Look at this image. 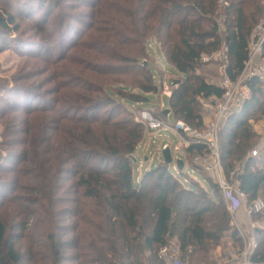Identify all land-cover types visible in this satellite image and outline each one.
Listing matches in <instances>:
<instances>
[{
	"label": "trees",
	"instance_id": "trees-1",
	"mask_svg": "<svg viewBox=\"0 0 264 264\" xmlns=\"http://www.w3.org/2000/svg\"><path fill=\"white\" fill-rule=\"evenodd\" d=\"M76 1L32 5L26 17L37 26L39 50L19 45L16 9L0 8V52L22 48L29 58L53 63L51 16L65 6L88 7L79 13L88 20L61 16L62 29L74 30L62 39L74 53L57 54L68 67L0 77V90L14 98L0 94V264H167L159 252L173 240L189 264H218L211 249L225 237L241 245L218 182L207 176L213 193L189 188L164 162L135 180L134 154L146 134L138 117L158 94L148 45L155 40L182 77L170 93L174 120L204 130L197 97L220 99L224 89L198 72L208 63L203 57L226 45V73L237 80L251 35L264 22V0ZM220 10L224 29L215 19ZM38 77L35 86L24 83ZM247 86L249 97L227 115L219 135L223 170L240 180L250 204L264 200V167L251 156L260 138L251 121L264 116V80L254 75ZM185 152L192 163L207 150L195 143ZM255 236L251 260L264 264V225Z\"/></svg>",
	"mask_w": 264,
	"mask_h": 264
},
{
	"label": "rangeland",
	"instance_id": "rangeland-1",
	"mask_svg": "<svg viewBox=\"0 0 264 264\" xmlns=\"http://www.w3.org/2000/svg\"><path fill=\"white\" fill-rule=\"evenodd\" d=\"M41 2H42V0H0V8L1 7H7L9 9H14V8L16 9V11L18 13L17 14L18 19H19L21 26H22V29H23V31L20 34L22 36L21 37L22 41H21V43L19 41V43H20L19 45L23 44L24 48L27 46L33 47L35 45H38L37 48L39 50V46H41L38 43L41 40V38H40V36H38V34L36 32V28H35V27H37L36 24L34 25V22H32V20L30 18L26 17V15H28L27 13H29L30 9L31 8L33 9L32 5L37 8L38 4ZM77 4H78V2L76 0H68V2H67V5H77ZM87 9H88L87 6H79V7L65 6L64 8H61V9L57 8L55 10L54 14L51 16L52 17V20L50 21L51 23L48 24V30L49 31L52 30L54 33V37L56 38V42L52 46L55 53L58 54L59 52H62V50H64L63 48H67V49H65V52L67 51V54H68L67 57H69L72 53H74V48H70V46H67V44L65 45V43H64V45H62V39L66 38V36H69V34L73 33L74 30H72L70 32L71 27L69 26V31H68V24H67V29L65 31L62 29L63 23L61 20V16L63 14H66L67 18H69L68 14H70V18L72 21L74 19H77V18H80L83 21H85L86 19L88 20V18L87 17H80L79 13H81L82 11H87ZM41 14H43V13H40L38 15H41ZM223 14H224V12L220 10L218 12V15L215 16V19L221 25L224 22V15ZM60 26H61V28H60ZM76 26L82 27V24L78 23V24H76ZM221 27H222V29H224L225 28L224 24ZM62 30L64 32H62ZM60 31L62 33H60ZM222 32H223V30L220 31V33H222ZM260 36L261 37L264 36V32H261ZM23 39H26V40H23ZM45 41L48 43L50 42L47 39H45ZM250 42H251V38H250ZM222 46L223 45H221V47ZM148 47H149V50L151 53H149L150 56H147V58L150 60L149 66H150V69L154 75V78L157 79L156 80V86L158 88V91H157L158 94L156 97L152 96L151 101L144 104L145 105L144 109L145 110H152L155 114H157V113H162L165 109H167L169 107V105H170V93H171L172 87L174 85L173 82L177 81V80L181 81L182 77L173 72L174 71L173 66L167 60L165 55L162 53L158 43L155 40H151ZM221 47L219 48V50L221 49ZM21 49L22 48H20L18 50L11 48V49H6V50H3L2 52H0V77L10 81L17 74L21 73L22 71H26V69H30L32 67H44L45 69H48V67H51L50 70H47L48 71L47 75H52V71H53L54 67H68L67 59L61 60L62 56L57 57V54H55V56L53 57V59H55L53 63H45V62H42L43 61L42 59H40V61H37V60H34L32 58H29L28 55L24 54V52H22L23 50H21ZM43 56H45V55H43ZM206 57H209L208 58L209 60H207L208 63L205 66H203L200 70H198V72L201 73L202 75H204L205 77H207V79H209L210 81L220 83L221 78H222V72L224 71V67L226 66V62L217 58L215 54H213L212 56H206ZM255 67H260V69H259L260 73L258 74V76H260V78L264 80V48L262 50L261 56L258 59V63H257V65H255ZM162 77L164 80H162ZM41 80H42V78L38 77V78L28 80L24 83H26L28 86H31V85L35 86ZM13 86H14V84L11 83L10 87H13ZM38 87H35V88H38ZM43 93H44L43 89H39V91H37V94H43ZM0 94L5 95L12 100L14 99L13 95L10 93H5V92H2L0 90ZM197 99L202 106L204 120L207 123L213 117V110L210 108L209 109L207 108L209 101L207 102L202 97H197ZM210 102H211L210 104L213 105L215 102V98L212 99ZM162 104L164 106L159 107ZM240 107H241V105H240ZM240 107L238 105L234 108V110H236ZM166 117H167V119H165V120H168V123L170 125H172L174 123V118L168 117V116H166ZM3 123H4L3 121H0V140H2V136H3L2 135V131L4 129ZM251 123H252L253 129L257 133H259V136H260V138L258 140V144L254 148V149H256L258 154L254 155L253 157L255 159H258V161H259L258 166L259 167H264V116L263 117L257 116L256 120H252ZM146 132L150 133L147 130H146ZM150 134L152 136L150 138L149 143L151 145L152 151L147 156L150 158L151 161L157 160V156H159V155H157L158 150L162 147V143L166 142V141L170 142L172 145L173 156L174 157L175 156H179V157L181 156V153L177 152L175 150V148H173V144H178L180 142V138L175 133H173L170 130V128H168L166 132H164L163 129L159 131V134H161L163 136V138L159 139V140L154 136L153 133H150ZM145 138L148 140V138H149L148 135L145 134L144 140H145ZM143 141H142V143H143ZM135 158H137L136 164H139L141 162V159H143V156L138 157L137 153H136ZM150 160L147 162V164L150 163ZM190 162L191 161H188V163H190ZM151 164H154V163H151ZM170 170L173 174L179 176L180 180L187 187L194 188V189H196L198 187H202V188H205L208 192L213 193V188H212V185H211L209 179L207 178V176H209L207 173H205L203 171H202L203 172L202 173L201 171L196 170L195 168L189 166L188 164L186 165L185 168H183V170H180L178 168L177 162L175 160L170 164ZM231 181H234V179H231ZM67 221L72 222L73 220L68 218ZM257 223L259 225H264V216L260 220H258ZM175 245H176V243H172V242L170 244V246H175ZM238 246H240L239 243L234 245V246L228 245L227 248L226 247L225 248H226V250L227 249L231 250V249H237ZM213 249H211V256L213 259H215L213 257L214 256ZM229 250H227V251H229ZM225 253H227V252H225ZM184 260L187 261L188 259L185 258Z\"/></svg>",
	"mask_w": 264,
	"mask_h": 264
},
{
	"label": "built area",
	"instance_id": "built-area-1",
	"mask_svg": "<svg viewBox=\"0 0 264 264\" xmlns=\"http://www.w3.org/2000/svg\"><path fill=\"white\" fill-rule=\"evenodd\" d=\"M220 4L227 5L228 3L221 0ZM221 26H223V24ZM261 32H264V22L260 23L251 35L248 59L243 71L235 81H233L226 73V67L229 61L228 47L223 45L219 51L214 53L217 58L226 62L219 83L224 89V94L220 99H216L215 97L208 99L204 98L207 102L209 101L207 108L213 110V117L209 122L205 123L206 127L204 130H198L181 119L174 120V123L170 125L164 118L160 117L159 113L155 114L152 110H142L138 117L140 122L145 125L146 130L153 133L158 140L163 138V136L159 134V131L168 128L180 138V142L178 144H173V148H175L177 152H180L181 156L174 157L172 145L170 142L166 141L162 143V147L158 150L159 162H164L163 150L170 148L175 161L178 159L184 160V168L188 164L195 169L207 173L211 178L218 182L228 211L231 214L232 224L235 227L238 236L241 238V245L238 246L237 249L227 251L226 257L227 259L237 258L239 259L240 264H255L252 262L251 257L257 244L255 229L259 224L257 221L253 220V217L264 211V200L258 198L249 204L246 194L240 189V180L237 177H234L233 174L230 178L226 176L222 165L219 131L227 115L232 112L236 106L239 105L240 107V105H242L249 97L250 92L247 86L248 79L260 73V67H255V65H257L258 59L264 48V36H260ZM208 58L209 57L206 56L203 57L205 61L209 60ZM214 98L215 102L211 105L210 101ZM161 106L164 105L162 104L160 107ZM195 143L205 145L207 153L195 156L193 162L188 163L185 159V150ZM257 154L258 152L256 149L251 151V156ZM236 171H241V168L238 167ZM231 179H234V181H231ZM240 211H243L248 219L247 227L243 226V224L236 218ZM159 255L160 258L167 262V264H189L181 258L180 250L177 245H166L162 247Z\"/></svg>",
	"mask_w": 264,
	"mask_h": 264
},
{
	"label": "crops",
	"instance_id": "crops-1",
	"mask_svg": "<svg viewBox=\"0 0 264 264\" xmlns=\"http://www.w3.org/2000/svg\"><path fill=\"white\" fill-rule=\"evenodd\" d=\"M168 117H173V115H171V113H170L168 115ZM165 121L168 122V120H165ZM163 130H164V132L167 131V129H163ZM146 135H148V137H149L148 140L145 138V140L143 141V143L139 146L138 151L136 152L138 157L143 156V159H141V162L139 164H136L135 167H134V175H135V180L136 181H138L141 178L142 174L146 170L151 169V168L157 166L160 163L158 156H157V160L158 161L157 160H153V159H152L153 161H151L150 158L147 156L152 151L151 150V145L149 143L150 138H151L152 135L150 133H147V132H146ZM135 154H134V158H135ZM135 160H137V158H135ZM149 160H150V163L147 164V162ZM151 163H154V164H151ZM196 170H199V169H196ZM236 218H237L238 221H240L243 224V226L247 227V225H248V219L245 216V213L243 211H240L237 214ZM172 243H176V242L173 240ZM228 245L233 246V239H231L230 237H225L223 239L222 243L220 245L216 246L213 249V254H214L213 257L215 258V260L219 264H240V261L237 258L227 259L225 252H227V250H229V249L226 250V248H227Z\"/></svg>",
	"mask_w": 264,
	"mask_h": 264
},
{
	"label": "water",
	"instance_id": "water-1",
	"mask_svg": "<svg viewBox=\"0 0 264 264\" xmlns=\"http://www.w3.org/2000/svg\"><path fill=\"white\" fill-rule=\"evenodd\" d=\"M180 81H174L173 84L176 85L178 84ZM158 90V89H157ZM156 90V91H157ZM163 113L165 114V116H168L171 113V109L167 108L163 111ZM135 159V158H134ZM163 159H164V163L170 165L173 162V156H172V151L170 148L164 149L163 150ZM177 166L180 170H183L184 168V160L182 159H178L177 161Z\"/></svg>",
	"mask_w": 264,
	"mask_h": 264
}]
</instances>
